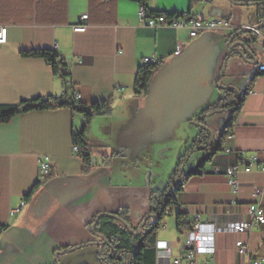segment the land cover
I'll return each mask as SVG.
<instances>
[{
	"label": "crops",
	"instance_id": "crops-1",
	"mask_svg": "<svg viewBox=\"0 0 264 264\" xmlns=\"http://www.w3.org/2000/svg\"><path fill=\"white\" fill-rule=\"evenodd\" d=\"M258 1L263 4H247ZM141 5L136 0H0V23L8 27V42L0 45V105L62 95L63 79L48 60L22 54L44 49L57 50L67 62H73L68 81L82 94L85 106L113 98L112 116L94 117L87 130L86 148L96 159L87 175L83 159L72 151L73 137L85 123L82 114L58 108L0 122V225L6 227L0 234V264H55L57 251L82 244L87 245L61 253L59 263L98 264L99 247L94 244L98 238L88 227L93 218L127 208L132 223L137 224L150 211L151 191L162 189L151 182L157 173H145L140 166L142 150L145 148L148 156L162 146L154 148L140 137L132 138L131 131L130 141H114L109 135L111 139L105 143L94 135L98 118L108 134L120 132L117 121L140 118L142 112L131 107L144 100L135 92L144 57L160 60V71L167 74L162 83L164 93L171 97L174 109H187L190 118L226 97L215 84L220 74L222 85L242 91L264 62V39L259 36L256 63L254 58L248 61L239 54L224 63L236 28L263 19L260 32L264 36V0H147V7L154 12L189 11L199 19L230 22L228 29L196 37H190L187 29L147 27L139 17ZM84 14H88L86 30L74 31ZM179 44L183 48L177 52ZM117 84L119 91L115 90ZM184 86L182 94L178 89ZM229 118L228 112L217 113L206 123L213 131L219 128L221 135ZM231 132L233 138L224 140L202 174L188 179V175L182 176L186 186L178 194V206L157 235V244L171 243L173 259L181 254L180 245L190 231L186 225L197 222L215 226L216 251L198 254L195 264H251L264 258V224L249 233L228 229L231 223L248 217L252 202H259L264 209V196L257 193L264 189V173L257 164L251 165L250 172L241 168L237 193L227 176L213 173L216 167L246 166L252 155L264 158V75L257 78ZM227 147L233 151L226 152ZM204 154L198 153L191 167ZM46 155L51 163L42 176L40 159ZM22 202L21 211L11 215ZM178 214L185 224L181 229ZM238 241L246 252L239 251ZM156 264H169L158 260L157 250ZM181 264L189 263L183 260Z\"/></svg>",
	"mask_w": 264,
	"mask_h": 264
},
{
	"label": "trees",
	"instance_id": "trees-1",
	"mask_svg": "<svg viewBox=\"0 0 264 264\" xmlns=\"http://www.w3.org/2000/svg\"><path fill=\"white\" fill-rule=\"evenodd\" d=\"M141 4L144 3L147 8L148 17H156L165 15L167 21H171L179 17L177 12L164 13L154 12L147 7V0H136ZM246 4V3H243ZM247 4H263V2H252ZM263 19L256 22L253 26L258 29L262 28ZM250 31L244 28H237L233 34H240ZM237 39V38H236ZM253 39V38H251ZM256 41V39H253ZM235 40L232 43H234ZM24 56H37L44 57L52 65L55 74L60 75L63 79L65 94L59 97L48 96L38 97L36 99H26L17 105H0V122H8L12 117L40 110L69 108L74 113L82 114L85 117V123L82 130L75 134L73 137L74 143L82 146L86 153L83 155V173L85 175L90 173V158L91 155L87 150L86 135L88 126L92 119L96 116H109L113 111V98L104 101H95L89 107L85 106L81 100L74 99L75 87L69 84V74L62 72L63 66L67 64V59L64 58L57 50H32L22 52ZM235 52H231L224 59V63ZM255 57L246 55V60L251 61ZM161 68L160 61L157 64L141 65L138 69L135 79V92L137 94L149 93L150 82ZM264 71L256 73L249 81L244 90H239L232 86H224L220 83L221 74L215 81L216 86L226 93V97L207 107L202 113L194 120L201 128L202 131L194 141L193 146L189 149L188 154L195 151L211 152L210 157L206 162H203L198 170L192 172L186 179L202 174V170L207 162L222 149L224 140L227 136L232 134L231 129L240 114L243 104L251 92L257 78L263 76ZM228 112L230 118L228 123L219 138V144H215V139L207 146L212 140V133L210 127L206 123V119L214 114ZM188 154L185 156L187 157ZM181 161L182 163L185 160ZM181 163V165H182ZM183 169H178L167 187L163 190H152L150 196V211L145 217L137 224L132 223L129 211L127 208H120L115 212H102L97 214L91 223L88 225L91 232L98 238L94 244L99 247L98 251V264H156V245L157 235L162 229L166 219L170 217L175 208L178 206V194L182 190V185L185 184L186 179L182 180ZM37 186V185H36ZM167 201V204L165 205ZM185 224L182 221V215L178 214V227L181 229ZM194 226V225H193ZM193 226L186 225L189 230ZM6 227L0 225V234ZM87 244L78 245L75 247L62 248L56 252L55 264H60L58 257L61 253L70 252L78 247Z\"/></svg>",
	"mask_w": 264,
	"mask_h": 264
},
{
	"label": "rangeland",
	"instance_id": "rangeland-1",
	"mask_svg": "<svg viewBox=\"0 0 264 264\" xmlns=\"http://www.w3.org/2000/svg\"><path fill=\"white\" fill-rule=\"evenodd\" d=\"M251 38L256 39V42L253 44L255 46L252 45V48L258 51L257 47H259L261 41H259L258 36L254 32H243L238 36L237 40H249ZM261 48L264 51V47L261 46ZM228 50L235 52L239 50V47H228ZM166 75V73L162 74V69L161 71L159 69L150 82L149 93H152H148L147 99L145 98V94H136L138 97H144V100L137 102L134 107H131L133 110H139V113L142 112L139 119L133 122L117 121V129L126 135L122 136L120 132L109 134L104 132L101 118H98L94 123L95 137L101 138L105 143L110 141V136L115 138L114 141H130L128 136L129 131H131L132 138L139 139L140 137L146 144L154 148L162 146L154 154L148 156H146L147 151L144 148L142 150L143 159L140 162V166L145 173H157L156 176H152L151 182L154 185L160 186L162 190L167 187L178 169H183V177L187 176L191 164L196 161L198 153H200V151H195L192 154H188V151L202 131V128L194 122L196 117H187L189 113L187 109L181 108L177 110L171 106V97L169 99L164 93L165 88L162 84ZM184 88L185 86L179 87V92L184 94ZM145 113H149V115ZM112 114L113 111L109 116H112ZM89 127L90 125L88 129ZM210 130L212 135L215 136V144L218 145V140L221 136L219 135L220 129L217 128L213 131L210 128ZM161 149H165L163 155L159 154ZM187 154L188 156L185 157ZM184 157L185 160L182 163L181 161Z\"/></svg>",
	"mask_w": 264,
	"mask_h": 264
},
{
	"label": "built area",
	"instance_id": "built-area-1",
	"mask_svg": "<svg viewBox=\"0 0 264 264\" xmlns=\"http://www.w3.org/2000/svg\"><path fill=\"white\" fill-rule=\"evenodd\" d=\"M179 17L171 21H167L165 15H159L156 17L147 16V8L144 3L140 7L139 17L142 20L143 24L150 28H157L159 26H169L175 29H187L190 37H196L202 33H207L215 31L218 29H228L230 28V22L226 19L219 20H205L199 19L191 15L189 11H184L178 13ZM88 19V14H84L80 18V22L74 27V31L83 32L86 30V20ZM237 29V28H236ZM235 29V30H236ZM244 29L254 32L256 35L261 36L264 39V36L261 34L260 30L253 25H248ZM8 42V27L0 23V45H4ZM182 44H179L176 48L177 52L182 50ZM160 60L155 57H144L141 61V65L148 64H157ZM73 62H67L62 68V72L69 74L71 76ZM259 71H264V62L258 65ZM116 91L121 90V86L118 84L115 87ZM65 94L63 91L62 95ZM74 99L81 100L82 94L75 88ZM233 138V135L230 134L227 136V139ZM226 152H232L233 149L227 147L224 149ZM72 151L76 156H79L83 159V155L86 153V150L77 143H73ZM243 157H241V160ZM50 157L48 155L42 156L40 159V174L45 176L49 172L50 168ZM96 164V159L91 157L89 166L92 167ZM246 166L243 164H238L234 167L227 168L226 170H221L216 167L213 169L215 175H225L228 177L229 184L233 187L234 192H238L240 189V182L237 178V174L241 168L246 172L252 170L251 165L257 164L261 172L264 173V158H260L256 155H252L247 161ZM186 185L183 184L182 188ZM257 193L260 196H264V189L258 190ZM24 206L22 202L19 208L12 209L10 214L15 215L19 213ZM264 224V209L262 208L259 202H252L248 206V217L243 218L239 221L233 222L229 225V230L238 232V233H249L251 230L258 225ZM215 232L216 228L213 224H207L202 222H197L194 224L192 230H190L185 238V241L181 243V254L173 259L172 258V245L171 243L161 242L157 244V257L161 262H167L169 264H181L183 260L187 261L189 264H195V258L198 254H214L216 251L215 246ZM237 247L240 252H246V248L243 247V242L238 241ZM251 264H264V258H256L252 261Z\"/></svg>",
	"mask_w": 264,
	"mask_h": 264
},
{
	"label": "water",
	"instance_id": "water-1",
	"mask_svg": "<svg viewBox=\"0 0 264 264\" xmlns=\"http://www.w3.org/2000/svg\"><path fill=\"white\" fill-rule=\"evenodd\" d=\"M240 34H232L231 37H230V39H229V41H228L227 46L228 47L238 46L239 47V50L238 51H235V54L241 55L244 59H246V55H249L251 57H255V50H254V48H252V45L256 41L253 40V39H249V40H240L239 39V40H237L236 38H238V36ZM234 40H235V42L231 44V42H233ZM253 46H255V45H253ZM256 62H257V58H255V60H254V63H256ZM214 139H215V136L212 137L211 142L207 146H209ZM211 154H212L211 152H205V154L202 155L198 159L196 165L194 167H191L188 170L187 175H190L192 172H195L196 170H198L200 168L201 164L203 162H206L207 158L210 157ZM182 173H183V171H182ZM166 204H167V201H166L165 205Z\"/></svg>",
	"mask_w": 264,
	"mask_h": 264
},
{
	"label": "bare ground",
	"instance_id": "bare-ground-1",
	"mask_svg": "<svg viewBox=\"0 0 264 264\" xmlns=\"http://www.w3.org/2000/svg\"><path fill=\"white\" fill-rule=\"evenodd\" d=\"M260 30V29H259ZM258 36V35H257ZM194 227V226H193Z\"/></svg>",
	"mask_w": 264,
	"mask_h": 264
}]
</instances>
